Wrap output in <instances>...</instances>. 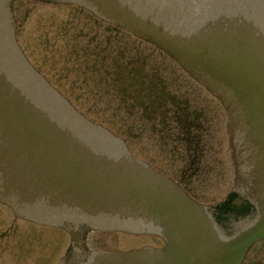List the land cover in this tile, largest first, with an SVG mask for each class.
I'll use <instances>...</instances> for the list:
<instances>
[{
	"label": "water",
	"instance_id": "95a60500",
	"mask_svg": "<svg viewBox=\"0 0 264 264\" xmlns=\"http://www.w3.org/2000/svg\"><path fill=\"white\" fill-rule=\"evenodd\" d=\"M162 84L211 113L198 165L134 131ZM0 204L89 228L81 264H264V0H0Z\"/></svg>",
	"mask_w": 264,
	"mask_h": 264
},
{
	"label": "flooded vegetation",
	"instance_id": "af4514ba",
	"mask_svg": "<svg viewBox=\"0 0 264 264\" xmlns=\"http://www.w3.org/2000/svg\"><path fill=\"white\" fill-rule=\"evenodd\" d=\"M193 82L196 81L193 80ZM166 88V84H162L160 85V88L158 90L154 89L151 94L144 93L142 95H138V93L136 94V89H132L133 94H130L129 97L131 96L134 104V131H137V136L141 135L144 132L149 138H151L152 142L158 143L159 145L169 146V143L172 142V144L170 145L175 149V152L173 153L175 154V156L179 157V160H182L181 151H183L185 157L184 160L188 162L185 164L189 166L198 165L197 163L199 162L197 161H199L202 153L204 152V145L206 148L205 139L207 138V135L209 133L208 129H210V121L212 120V116L210 115L211 113L204 109V106L201 107L199 101L195 102L192 100H183L184 98H182L181 96L169 94ZM209 96L210 101L213 104L216 101L219 102L218 99L212 94L209 93ZM168 150L170 151V148ZM145 162L153 167L150 162ZM156 170L160 173H163L158 169ZM170 178L178 183L182 187V189H184L188 193L183 185V180L187 181L185 179L186 176L182 174V177H178L177 180L172 177ZM234 199L239 200V202H245L244 204L247 205L245 206V208H248L249 210L247 213L241 216L239 214H230L229 216L232 219L234 218L237 221L239 219L248 220V218H250L252 215L254 216L255 210L249 207L248 203L245 200L240 198V196L238 197L237 195L234 197ZM212 213L215 220L218 221L217 223L222 227L227 223L228 220H230L229 218L227 219V217H225V219L223 220L219 216V212L215 210V208H212ZM62 228L63 230L67 231L72 242L71 249L73 250H71V255H74V257L71 258L73 260L72 264L83 263L90 254L85 253L88 250L87 248H85L87 243L84 241L86 233L85 229L89 228L83 225L74 224L73 228L67 226H62ZM66 257L62 258L63 262L66 260H70Z\"/></svg>",
	"mask_w": 264,
	"mask_h": 264
},
{
	"label": "rangeland",
	"instance_id": "374dc122",
	"mask_svg": "<svg viewBox=\"0 0 264 264\" xmlns=\"http://www.w3.org/2000/svg\"><path fill=\"white\" fill-rule=\"evenodd\" d=\"M59 228L14 217L0 204V264H57L70 243Z\"/></svg>",
	"mask_w": 264,
	"mask_h": 264
},
{
	"label": "trees",
	"instance_id": "16d2710c",
	"mask_svg": "<svg viewBox=\"0 0 264 264\" xmlns=\"http://www.w3.org/2000/svg\"><path fill=\"white\" fill-rule=\"evenodd\" d=\"M234 196H236L235 195V193H231L230 194V197L232 198V197H234ZM228 201H230V200H228ZM248 203V202H247ZM248 205H249V207H251L252 208V206L248 203ZM213 208H215V210H217L218 212H219V216L224 220L225 219V217H227V219L228 218H231L229 215L230 214H234V213H237L235 210L236 209H234V208H232V207H230V205L229 204H227V203H223V204H221V205H218L217 207H213ZM248 208H244V211H243V213H241V214H239L240 216L241 215H244L245 213H247L248 212ZM218 222V221H217ZM220 222V221H219Z\"/></svg>",
	"mask_w": 264,
	"mask_h": 264
}]
</instances>
